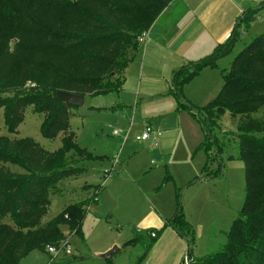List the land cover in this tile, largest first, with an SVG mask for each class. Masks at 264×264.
<instances>
[{
  "label": "trees",
  "instance_id": "16d2710c",
  "mask_svg": "<svg viewBox=\"0 0 264 264\" xmlns=\"http://www.w3.org/2000/svg\"><path fill=\"white\" fill-rule=\"evenodd\" d=\"M169 2L0 0V106L5 108L8 132L14 136H0V218L11 215L14 222V226L0 225V264H23L21 260L29 252L58 246L65 241L61 226H67L70 235L83 240L82 203L70 204L41 223L58 182L83 170L64 163L66 153L86 152L75 143L68 127L72 106L57 94H99L118 85L121 56L128 49L137 52V36L148 30ZM254 15L255 10L244 15L245 27ZM232 36L207 56L175 69L170 81L169 93L179 108L191 112L199 121L206 143H216L211 127L219 113L228 110L231 116L242 117L236 137L244 165L243 203L232 220L226 243L210 255L191 258V264H264V32L255 35L233 57L228 69L222 70L221 88L203 113L181 91L185 81L202 68L215 66L218 58L231 52L237 32ZM31 106L34 110L39 106L37 111L45 115V137L63 135L58 151L46 153L37 142L15 137L25 110ZM9 165L19 169L12 170ZM166 225L185 241L190 258L193 235L179 203ZM146 235L148 251L158 232L151 230ZM140 237L134 233L122 247ZM67 258L62 256L49 264H63Z\"/></svg>",
  "mask_w": 264,
  "mask_h": 264
},
{
  "label": "rangeland",
  "instance_id": "374dc122",
  "mask_svg": "<svg viewBox=\"0 0 264 264\" xmlns=\"http://www.w3.org/2000/svg\"><path fill=\"white\" fill-rule=\"evenodd\" d=\"M263 31L264 11L244 31L239 29L231 52L220 57L214 68H204L185 81L181 88L183 97L203 113L221 88L222 70L228 69L233 57ZM143 43L138 42L137 52L128 49L121 56L118 85L103 93L86 94L82 105L70 109L68 127L75 143L87 153L70 150L64 163L83 170L58 182L41 219V223H46L66 206L83 204V240L70 235L67 226L60 228L70 246L63 264L165 263L175 249L168 236L164 240L163 231L169 228L165 221L174 214L178 203L193 235L190 258L200 259L226 243L232 220L243 203L244 165L236 137L242 117H233L228 110L219 113L211 127L216 143H206L199 121L191 112L179 108L169 93L171 74L151 75L142 70L145 53V64L149 61L152 66H159L154 51L147 55ZM4 109L0 106V136L13 138L6 126ZM37 109L31 106L25 110L15 137L31 139L46 153H54L62 147L63 135L45 137V115ZM144 123L159 132L155 148L149 142L150 145L135 140ZM105 171L111 174L107 178ZM1 224L14 226L12 216L0 218ZM151 230L158 235L147 251L146 233ZM134 233L140 234V239L122 247ZM114 246L119 249L109 256L102 255ZM49 255L46 250H33L21 262L48 264ZM187 264H191V259Z\"/></svg>",
  "mask_w": 264,
  "mask_h": 264
},
{
  "label": "crops",
  "instance_id": "0c3cea01",
  "mask_svg": "<svg viewBox=\"0 0 264 264\" xmlns=\"http://www.w3.org/2000/svg\"><path fill=\"white\" fill-rule=\"evenodd\" d=\"M250 10H255L254 18L260 16L264 0H170L146 31L143 41L147 55L154 51L155 63L159 66H152L149 61L145 64V53L142 70L151 75L172 76L176 68L207 56L237 32L235 43L239 29L244 31L249 26L250 22L245 27L244 15ZM163 236L164 240L165 236L172 240L175 249L161 264H180L187 244L171 227L163 231Z\"/></svg>",
  "mask_w": 264,
  "mask_h": 264
},
{
  "label": "built area",
  "instance_id": "2783aa9c",
  "mask_svg": "<svg viewBox=\"0 0 264 264\" xmlns=\"http://www.w3.org/2000/svg\"><path fill=\"white\" fill-rule=\"evenodd\" d=\"M145 36H146V32H142L140 35L137 36V41L143 42L145 39ZM113 134L117 135V132L114 131ZM158 135H159V132L154 130L149 123H144L142 132L135 137V140L137 142H149L151 143L153 147H156ZM110 175L111 174L109 171H105L104 176L106 178L109 177ZM150 236L154 237L155 233L150 232ZM186 250H187V247H186ZM68 251H70V246L68 245V242L66 240L62 241L58 246H47V252L51 255V259L49 260V263L51 261H57L55 258L65 256ZM190 259L191 258H189L187 254L185 253V255L182 258V262L184 261L183 263L187 264Z\"/></svg>",
  "mask_w": 264,
  "mask_h": 264
},
{
  "label": "water",
  "instance_id": "95a60500",
  "mask_svg": "<svg viewBox=\"0 0 264 264\" xmlns=\"http://www.w3.org/2000/svg\"><path fill=\"white\" fill-rule=\"evenodd\" d=\"M57 97L60 98L64 103L69 104L71 106H80L83 103V96L82 95H76V94H61L58 93ZM118 248L114 246L113 248L107 250L102 255L104 257L111 255L114 253Z\"/></svg>",
  "mask_w": 264,
  "mask_h": 264
}]
</instances>
